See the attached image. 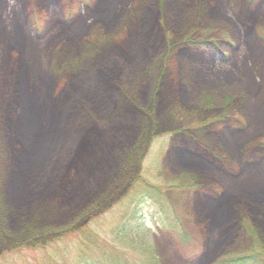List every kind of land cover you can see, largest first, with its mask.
<instances>
[{
    "label": "rangeland",
    "instance_id": "374dc122",
    "mask_svg": "<svg viewBox=\"0 0 264 264\" xmlns=\"http://www.w3.org/2000/svg\"><path fill=\"white\" fill-rule=\"evenodd\" d=\"M77 2L0 0V101L14 93L16 110L15 127H7L15 141L2 154L0 264H21L7 251L22 247L26 256L22 244L50 233L36 232L40 202L30 198L24 206L11 161L20 168L34 161L50 138L60 97L89 91L91 66L111 60L126 73L105 91L109 114L94 112L81 92L76 105L73 126L86 118L93 125L63 178L74 188L69 207L77 213L85 208L75 207L78 199L114 195L102 208L108 210L126 192L117 187L132 170L134 179L166 194L164 213L148 204L134 211L136 231L150 234L161 264H211L264 249V0H87L81 8ZM174 5L187 16L177 31ZM147 29L154 46L145 54ZM192 32L230 41L226 60L176 49ZM225 109L232 121L199 128ZM24 226L31 230L21 234Z\"/></svg>",
    "mask_w": 264,
    "mask_h": 264
},
{
    "label": "trees",
    "instance_id": "16d2710c",
    "mask_svg": "<svg viewBox=\"0 0 264 264\" xmlns=\"http://www.w3.org/2000/svg\"><path fill=\"white\" fill-rule=\"evenodd\" d=\"M77 1V8L83 7V3L87 2V0ZM178 6L174 5L170 9L171 15H177L176 19L172 21L176 31L184 28L185 25L181 21L187 17L180 14ZM32 30L35 32L38 31V28L32 26ZM0 35L4 40V34L0 33ZM149 35L150 31L147 29L144 33L145 54H147L148 46L150 49H153L154 46L153 42L149 41ZM0 43L3 44V41ZM181 45H184V52H201L203 54H207L203 51L207 49L225 54L233 48L230 41L222 40L218 35L204 36L193 32L176 42V49ZM176 49H174V56ZM23 66L24 69L20 66V70L24 72L28 65L26 63ZM121 68V65L114 60L93 64L91 66L93 75L91 83L94 89L91 88L89 91L83 92V88H81L75 96L70 95L64 100H62V96L60 97L59 107L56 108L54 120H52L54 122L49 127L50 138L45 143L43 151L32 163L21 166L22 169L14 164L13 160L11 161L12 181L15 184L19 183L20 199L22 203L24 202V206L26 207L32 202L30 198L38 200L41 204V206L37 204L39 210L37 211L40 215L36 218L33 217L37 221L36 232L41 234H45L46 232H42L46 230L50 232L32 240V242L22 244L28 250L26 256L21 253L20 248L22 247H14L7 251L20 255L23 261L21 264H161V259L152 248L150 234L136 231L138 225L134 211L148 204L164 213L168 204L164 192L143 182L141 176L134 179L132 170H128L124 173V175L127 173L125 184L117 187L118 190L124 189L126 192L121 199L115 200L108 210L103 211L102 208L109 199H113L114 195L110 197L102 194L96 198V194L84 204L78 199V205L75 207L85 205V208L76 213L74 207H69L68 201L71 193H74V188H69V181L67 185L63 180L66 171L71 169L73 162L81 154V149L85 146L87 135L93 125L87 118L82 120L81 124L78 123L74 126L72 124L76 114V105L80 102V92L84 94L86 102L90 100L89 106L94 112L100 116L109 114L110 106L104 98L105 91L107 87L111 88L112 82L117 83V75L126 73ZM11 84L12 77L7 82L9 89ZM260 90L264 92V87H260ZM13 96H15L14 93H10L0 101V185L3 183L2 166L7 162L6 157L2 155L5 152V143L9 144L15 141L7 128L9 124L13 128L16 116ZM100 100H103L102 103L105 105H101ZM80 104L86 105V103ZM228 110L230 109L222 110V113H217L213 118L203 120L199 128L205 130L220 122L232 121L231 112ZM260 125L264 130V123L260 122ZM9 181L11 182L10 177ZM77 187L81 189L80 185ZM189 191L193 192L194 190ZM113 211L122 213L118 215L120 223L117 221L118 217L109 216V213ZM125 215H128L127 221L123 219ZM260 215L263 217L264 213L261 212ZM29 230H31L30 227L24 226L21 234ZM125 247H128L132 253L125 251ZM133 253H137L135 258L131 256ZM28 255H31L30 262L26 260ZM211 264H264V249L250 248L236 256L216 259Z\"/></svg>",
    "mask_w": 264,
    "mask_h": 264
},
{
    "label": "bare ground",
    "instance_id": "6f19581e",
    "mask_svg": "<svg viewBox=\"0 0 264 264\" xmlns=\"http://www.w3.org/2000/svg\"><path fill=\"white\" fill-rule=\"evenodd\" d=\"M258 103H260L259 100L256 101V104H258ZM261 123H264V121H262ZM225 218H226V219H225ZM225 218H224V219L226 220V223H225V224H227V223L231 220L230 215H229V214L226 215Z\"/></svg>",
    "mask_w": 264,
    "mask_h": 264
},
{
    "label": "water",
    "instance_id": "95a60500",
    "mask_svg": "<svg viewBox=\"0 0 264 264\" xmlns=\"http://www.w3.org/2000/svg\"><path fill=\"white\" fill-rule=\"evenodd\" d=\"M203 51L206 52V53H213L212 50H210V49H209V50H208V49H207V50H203ZM215 51H216V50H215ZM215 51H214V52H215Z\"/></svg>",
    "mask_w": 264,
    "mask_h": 264
}]
</instances>
